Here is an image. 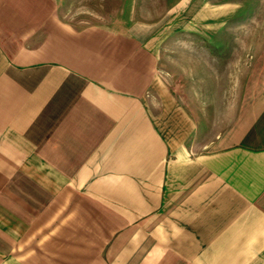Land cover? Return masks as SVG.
I'll return each instance as SVG.
<instances>
[{
  "label": "crops",
  "instance_id": "1",
  "mask_svg": "<svg viewBox=\"0 0 264 264\" xmlns=\"http://www.w3.org/2000/svg\"><path fill=\"white\" fill-rule=\"evenodd\" d=\"M142 31L0 0V264H264V72L208 134Z\"/></svg>",
  "mask_w": 264,
  "mask_h": 264
},
{
  "label": "rangeland",
  "instance_id": "2",
  "mask_svg": "<svg viewBox=\"0 0 264 264\" xmlns=\"http://www.w3.org/2000/svg\"><path fill=\"white\" fill-rule=\"evenodd\" d=\"M234 1L238 13L227 17L225 10ZM59 13L77 28L127 31L137 26L153 37L164 82L182 94L203 86L207 119L223 123L210 124L208 134L228 126L230 110L220 109L221 100L238 84L231 74L251 68L242 57L254 54L256 81L264 72V0H59Z\"/></svg>",
  "mask_w": 264,
  "mask_h": 264
}]
</instances>
